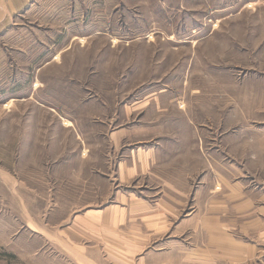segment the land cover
<instances>
[{
  "label": "rangeland",
  "instance_id": "rangeland-1",
  "mask_svg": "<svg viewBox=\"0 0 264 264\" xmlns=\"http://www.w3.org/2000/svg\"><path fill=\"white\" fill-rule=\"evenodd\" d=\"M263 54L264 0H0V264L59 258L39 232L128 193L145 131H208Z\"/></svg>",
  "mask_w": 264,
  "mask_h": 264
},
{
  "label": "crops",
  "instance_id": "crops-1",
  "mask_svg": "<svg viewBox=\"0 0 264 264\" xmlns=\"http://www.w3.org/2000/svg\"><path fill=\"white\" fill-rule=\"evenodd\" d=\"M257 63L239 93L226 88L223 101L209 100L208 131L184 118L163 133L145 131L144 146L116 166L128 193L44 227L39 235L60 255L49 251V263L264 264V61Z\"/></svg>",
  "mask_w": 264,
  "mask_h": 264
}]
</instances>
